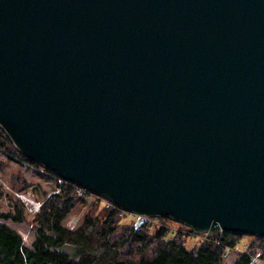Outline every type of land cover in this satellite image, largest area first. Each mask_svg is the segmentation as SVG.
I'll list each match as a JSON object with an SVG mask.
<instances>
[{"label": "water", "instance_id": "95a60500", "mask_svg": "<svg viewBox=\"0 0 264 264\" xmlns=\"http://www.w3.org/2000/svg\"><path fill=\"white\" fill-rule=\"evenodd\" d=\"M0 128L137 228L264 237V0H0Z\"/></svg>", "mask_w": 264, "mask_h": 264}, {"label": "trees", "instance_id": "16d2710c", "mask_svg": "<svg viewBox=\"0 0 264 264\" xmlns=\"http://www.w3.org/2000/svg\"><path fill=\"white\" fill-rule=\"evenodd\" d=\"M0 155L5 158L0 160V172L13 164L18 167L9 178L12 193H5L0 184V201L5 197L9 203V210H0V264H225L227 249L234 248L245 235L223 231L187 250L181 232L171 235L168 227L152 228L148 222L138 229L137 218L123 223L121 209L114 205L102 208L97 203L70 229L65 221L87 204L89 193H78L76 184L24 157L1 128ZM27 170L54 186L52 192L28 182L24 177ZM29 189L42 199L30 221L33 240L27 246L5 221L26 222V206L18 193ZM159 219L164 223L170 220ZM250 236L252 240L233 264H252L251 257L259 252L264 259V237Z\"/></svg>", "mask_w": 264, "mask_h": 264}, {"label": "rangeland", "instance_id": "374dc122", "mask_svg": "<svg viewBox=\"0 0 264 264\" xmlns=\"http://www.w3.org/2000/svg\"><path fill=\"white\" fill-rule=\"evenodd\" d=\"M0 160H5L3 156L0 155ZM18 167L16 165H11L10 167H6L4 171L0 172V184L2 185L5 193H12L11 188L9 187V178L10 175L15 172V170ZM25 170V169H23ZM24 177L25 179L32 183V184H40L42 190L51 193L54 189V186L48 184L47 182L41 181L40 178H38L35 174H33L31 171H24ZM31 189H29L25 193H18V195L21 197V199L24 201V204L26 206V222L24 223H13L11 221H5L6 224H8L12 229L16 230L23 238L25 245L30 246L32 240H33V234L30 230V221L33 217V215L39 210L41 205V195ZM38 195H36V194ZM95 203H97L100 207H106L107 205L102 202V200L98 197L91 196L89 194V197H87V204L80 206L77 208L65 221L64 225L68 228L72 229L74 228L83 217L84 213H86L88 210H90ZM0 210L7 211L9 210V203L8 200L4 197L0 201ZM123 213L121 214L122 222L123 223H130L133 220L137 218L135 214L126 212L122 210ZM150 223L152 228L156 225H164L169 228V230L172 232L171 235H174V231H179L183 234V238L185 239L184 245L187 250L192 249V247L197 244L200 240L207 239L204 234H196L191 233L188 229V227L182 223L176 222L174 220H168L165 223L162 222L158 217H149L146 218V222L144 224ZM251 236L248 234H245L239 241V243L234 247H230V249H227L226 254L223 257V261L225 264H233L236 260L237 256L245 251L246 245H248L251 241ZM258 257H261L263 259V256L259 253H256ZM264 260V259H263ZM257 264H264L262 261H258Z\"/></svg>", "mask_w": 264, "mask_h": 264}, {"label": "built area", "instance_id": "2783aa9c", "mask_svg": "<svg viewBox=\"0 0 264 264\" xmlns=\"http://www.w3.org/2000/svg\"><path fill=\"white\" fill-rule=\"evenodd\" d=\"M75 187L77 188V192H78V193H84V192H86V190L83 189V188L80 187V186H75ZM91 193H93V192H90V194H91ZM91 196H95V197L100 198V199L102 200V202H104L107 206H110V205L112 206L111 202L107 201V200L105 199V197H103L102 195H99V194L93 193V194H91ZM258 260H259L258 256L253 257V264L256 263Z\"/></svg>", "mask_w": 264, "mask_h": 264}, {"label": "bare ground", "instance_id": "6f19581e", "mask_svg": "<svg viewBox=\"0 0 264 264\" xmlns=\"http://www.w3.org/2000/svg\"><path fill=\"white\" fill-rule=\"evenodd\" d=\"M58 176V175H57ZM78 186V185H77ZM83 188V187H82ZM83 189H85V188H83ZM86 190V192H84V193H89L90 194V192L91 191H89V190H87V189H85ZM91 194H93V193H91ZM107 201H109V202H111L109 199H107V198H105ZM111 204L112 205H114V206H116L113 202H111ZM119 208V207H118ZM120 209V208H119ZM122 210V209H121ZM136 215V214H135ZM137 216V220H138V218H139V215H136ZM147 218H149V217H147ZM137 220H136V222H137ZM146 222V217L144 218V223ZM144 223H142L141 225H140V227L144 224ZM139 227V228H140ZM138 228V229H139ZM205 235V237H207V238H211V237H208L206 234H204ZM255 256H257V255H253L252 257H251V262H252V264H253V257H255ZM259 258V260L258 261H262V262H264V260L261 258V257H258ZM258 261L256 262V263H254V264H257L258 263Z\"/></svg>", "mask_w": 264, "mask_h": 264}]
</instances>
